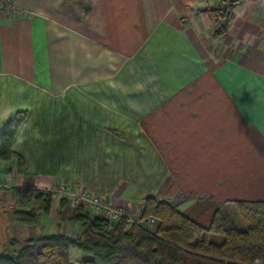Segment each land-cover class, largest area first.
I'll list each match as a JSON object with an SVG mask.
<instances>
[{
	"label": "crops",
	"instance_id": "crops-1",
	"mask_svg": "<svg viewBox=\"0 0 264 264\" xmlns=\"http://www.w3.org/2000/svg\"><path fill=\"white\" fill-rule=\"evenodd\" d=\"M9 3L0 128L25 113L11 143L24 167L0 159V204L14 224L39 223L28 203L62 181L134 216L147 197L183 211L264 201V0L235 3L220 34L225 0ZM59 204L46 213L69 219ZM29 210L38 222L17 223Z\"/></svg>",
	"mask_w": 264,
	"mask_h": 264
},
{
	"label": "trees",
	"instance_id": "trees-1",
	"mask_svg": "<svg viewBox=\"0 0 264 264\" xmlns=\"http://www.w3.org/2000/svg\"><path fill=\"white\" fill-rule=\"evenodd\" d=\"M238 1L225 0L223 10L222 3L215 5L216 34L227 28L231 7ZM24 118L25 113L19 112L0 128V159L16 158L19 173L24 160L11 143ZM38 196L48 212L53 201L50 192L39 191ZM68 202L67 197L60 199V213ZM233 204L242 228L220 206L208 220H201L155 197L143 200L137 216L127 212L137 222L128 217L110 222L87 207L74 205L68 218L78 223L76 234L55 233L23 244L13 239L0 252V264H264V201ZM13 216L23 225L38 222L34 210ZM150 218L154 223H149Z\"/></svg>",
	"mask_w": 264,
	"mask_h": 264
},
{
	"label": "rangeland",
	"instance_id": "rangeland-1",
	"mask_svg": "<svg viewBox=\"0 0 264 264\" xmlns=\"http://www.w3.org/2000/svg\"><path fill=\"white\" fill-rule=\"evenodd\" d=\"M221 7V10H223L224 6L222 5ZM16 196L20 197V195ZM24 196V203L26 204L27 196ZM32 202L33 203H28V205L29 208L39 209V223L31 227L14 224L11 214L13 210L7 209L0 204V252H3L8 249L9 243L12 239L18 240L19 244H23L27 239L48 236L55 233H63L67 235L73 234L72 228L78 223L70 221L69 219L63 220L60 218H55V216H49L48 213L44 212L39 207V205L42 203L40 200L39 204L37 201H35V198ZM216 207L217 206H211L204 202H198L195 205H192L189 209L186 208V211H181L187 213L188 215L194 218L208 220L210 218V215L212 214V211H214ZM218 208L225 210V212H227L234 219L235 225L238 228L243 227V224L237 216L236 209L233 203H231V205H226L223 207L220 206ZM151 219L152 218H150L149 220ZM113 222L117 221L114 220ZM151 223H154V221H152Z\"/></svg>",
	"mask_w": 264,
	"mask_h": 264
},
{
	"label": "built area",
	"instance_id": "built-area-1",
	"mask_svg": "<svg viewBox=\"0 0 264 264\" xmlns=\"http://www.w3.org/2000/svg\"><path fill=\"white\" fill-rule=\"evenodd\" d=\"M0 8L11 9L9 0H0ZM54 201H60L61 198L67 197L74 205L87 207L95 213H99L102 217L110 222L118 220L121 217H128L129 221L137 222L128 216L124 206L114 205L111 201L101 198L97 194H92L85 189L74 190L70 182L62 181L53 189L48 190ZM153 220H149L151 223Z\"/></svg>",
	"mask_w": 264,
	"mask_h": 264
}]
</instances>
